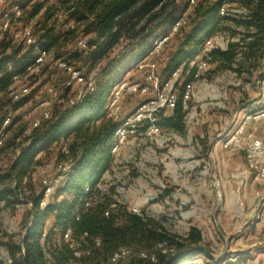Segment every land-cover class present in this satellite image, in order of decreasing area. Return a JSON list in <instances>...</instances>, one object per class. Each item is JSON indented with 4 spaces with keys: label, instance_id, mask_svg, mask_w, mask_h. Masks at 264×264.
I'll use <instances>...</instances> for the list:
<instances>
[{
    "label": "trees",
    "instance_id": "trees-1",
    "mask_svg": "<svg viewBox=\"0 0 264 264\" xmlns=\"http://www.w3.org/2000/svg\"><path fill=\"white\" fill-rule=\"evenodd\" d=\"M168 1L65 0L73 18L84 27L81 34H61L55 30L53 13L44 4H35L27 12L26 19L30 21L45 8L38 34L43 48L48 51L71 53L81 35H91L87 50L76 49L71 54L75 65L86 68L88 74L94 70L100 72L95 92L72 109L63 111L60 106H55L51 120L43 122L29 136L17 125L19 119L8 130L5 145L0 148V202L9 205L12 198L28 191L32 204L22 240L24 254L20 245L10 238L6 245L13 264H50L43 246L48 248L53 264H110L111 256L120 248L132 250L131 257L122 264H181L182 257L176 256L203 242L202 232L194 226L180 242L154 219L134 214L121 204L106 216V209L114 201L113 190L105 194L100 189L105 175L114 165L112 146L116 124L106 117L105 107L114 86L122 81L126 72L138 69L136 62L149 57L154 41L174 22L179 8L166 15ZM224 2L229 9L240 13L221 16ZM185 7L187 10L188 4ZM222 32H228L237 41L230 42L226 51L216 50L208 56L203 55L204 43ZM175 36L182 37L158 76L166 82L182 69L185 81L178 84V100L172 114L160 116L158 125L161 129L184 135L190 104V101L184 103V95L186 83L194 80V70L190 68L192 61L208 59L213 74L232 71L241 80L262 78L264 0H198L187 24ZM0 56L1 114L4 107L16 108L7 98L12 80L8 63L12 62L21 71L31 62L32 54H22V49L10 47V41L5 37L0 40ZM64 147L72 151L74 165L64 184L41 210L42 194H37L40 184L37 190L32 175L38 166ZM10 155L15 158L3 168L1 163ZM87 188L89 192H86ZM50 220L53 224L48 228ZM68 230L72 232L71 239L79 242L81 250L89 251L90 255L74 258L73 250L62 239ZM164 242L176 250L175 257L163 255L158 250V245ZM143 252L155 254L156 262L142 259ZM19 254H23L21 259L17 258ZM0 264L5 262L0 259Z\"/></svg>",
    "mask_w": 264,
    "mask_h": 264
},
{
    "label": "rangeland",
    "instance_id": "rangeland-1",
    "mask_svg": "<svg viewBox=\"0 0 264 264\" xmlns=\"http://www.w3.org/2000/svg\"><path fill=\"white\" fill-rule=\"evenodd\" d=\"M181 4L169 0L164 13L180 10ZM64 5L63 1L47 8L62 10ZM193 9L187 10V17ZM181 37L174 36L161 54L147 60L157 66V74H161ZM146 73L140 69L128 71L122 81L143 83ZM263 77L258 81L241 80L232 71L213 74L210 68L191 94L186 133L160 129L156 135H147L145 127L140 128L124 144L104 177L101 186L113 190L114 200L140 210L180 242L192 226L202 232L201 244L176 256L182 257L181 264H246L264 256V182L245 172L243 154H232L221 147L243 115L264 109ZM54 88L50 83L33 86L31 95L16 109H32L40 99L51 98ZM151 97L153 92L126 96L124 117ZM17 125L28 128L26 121ZM248 129L264 143V120L250 124ZM14 158L6 157L1 166L6 167ZM34 183L38 190V177ZM29 198L26 191L12 198L9 205L0 202V258L9 255V238L17 245L22 243L32 212ZM52 224L50 220L48 228ZM236 255L242 257L231 262Z\"/></svg>",
    "mask_w": 264,
    "mask_h": 264
},
{
    "label": "built area",
    "instance_id": "built-area-1",
    "mask_svg": "<svg viewBox=\"0 0 264 264\" xmlns=\"http://www.w3.org/2000/svg\"><path fill=\"white\" fill-rule=\"evenodd\" d=\"M63 1L65 2V0H0V8H2L0 10V40L7 37L10 41V47L22 49V54H32L31 62L21 71L15 68L12 62L8 63V71L12 73L11 84L7 91L8 100H10L12 105H17L31 95L33 86L41 83L55 84V88L51 90L52 97L40 99L28 111L23 112V110L16 109L12 106L4 107L1 110L0 148L5 145L9 133L8 130L16 119L28 123L25 135L29 136L43 122L51 120L55 106H60L63 111L70 110L87 95L93 94L96 90V80L100 70H94L88 74L86 68H79L75 65V59L71 54L76 49L81 51L87 50L89 40L92 37L91 35H81L76 41L75 50L65 55L48 51L42 46L38 32L42 27L45 8ZM180 2L182 3L181 9L178 11L174 22L164 34L160 35L154 41L149 52V57L136 62L138 69L147 71L145 82L130 83L121 81L112 90L111 97L105 107V113L106 117L116 124L112 146L114 162L116 155L123 148L124 144L130 137L135 136L140 128L145 127L147 135L158 134L161 129L158 125L160 116H170L176 106L178 100V84L185 81L183 78V70H177L169 81L162 82L156 71L157 66L146 62L149 58L161 54L166 44L187 24V10L195 7L198 0H184ZM35 4H44L45 8L39 15L29 21L26 19L27 12ZM185 4H188L186 11L184 10ZM52 13V23L54 24L55 30L59 33L81 34L83 32L84 27L82 23L73 18L72 11L68 10L66 5H64L62 10H55ZM237 13L240 12L229 9V6L224 2L220 15L227 17ZM235 41H237L236 38H231L225 32L218 33L204 43L202 53L208 56V54L216 50L226 51L228 44ZM190 68L194 70V80L186 83L184 95L185 104L190 101L191 94L196 85L205 79L211 66L208 63V59H197L190 63ZM60 82L61 84L58 86L57 84ZM261 84L264 89V77ZM65 89L68 92L64 93L63 90ZM152 92L153 97L138 105L132 114L124 117V102L126 96H146ZM263 120L264 109L257 113L243 115L237 128L221 142V147L225 151L231 152L232 154H243L246 161L245 172L253 174L255 180L259 182H264V143L248 127L254 122H261ZM73 165L74 157L72 151L64 147L59 153L36 168L32 178L33 181H36L38 177V183L40 184V192L37 194H42L40 203L41 210L47 207L51 197L64 184ZM52 172L55 173L51 175ZM100 189L105 194L109 193V190H104L102 186H100ZM86 192H89L88 188ZM118 204L126 206L118 200L111 201L106 209L105 215L108 216L111 211L117 208ZM30 207H32L31 203ZM128 209L134 214L143 218L146 217L138 209ZM71 234V230H68L62 239L73 250L74 258L81 259L84 254L87 256L90 255L89 251L84 253L81 250V244L79 242L71 239ZM97 245H100V243L97 242ZM20 247L24 254V246L22 243ZM158 250L161 254L171 257H175L177 254L176 250L166 242L159 244ZM43 251L49 263L53 264L48 248L43 246ZM23 254H19L17 258L21 259ZM131 255L132 250L130 248H120L111 256L110 264H122ZM141 257L142 259L156 262V255L153 253L143 252L141 253ZM0 259L5 264H13V259L10 255ZM238 259L232 258L231 262H238ZM246 264H264V256L259 259L255 258Z\"/></svg>",
    "mask_w": 264,
    "mask_h": 264
},
{
    "label": "crops",
    "instance_id": "crops-1",
    "mask_svg": "<svg viewBox=\"0 0 264 264\" xmlns=\"http://www.w3.org/2000/svg\"><path fill=\"white\" fill-rule=\"evenodd\" d=\"M264 251V248L262 249V252ZM240 257H242V255H236V256H234L233 258H240ZM232 259V258H231Z\"/></svg>",
    "mask_w": 264,
    "mask_h": 264
}]
</instances>
